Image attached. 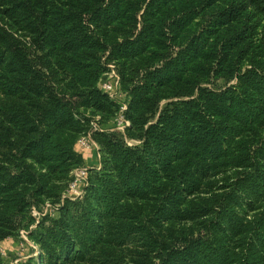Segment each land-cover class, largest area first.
I'll return each mask as SVG.
<instances>
[{
	"label": "trees",
	"instance_id": "1",
	"mask_svg": "<svg viewBox=\"0 0 264 264\" xmlns=\"http://www.w3.org/2000/svg\"><path fill=\"white\" fill-rule=\"evenodd\" d=\"M23 230L19 264H264V0H0V244Z\"/></svg>",
	"mask_w": 264,
	"mask_h": 264
},
{
	"label": "built area",
	"instance_id": "2",
	"mask_svg": "<svg viewBox=\"0 0 264 264\" xmlns=\"http://www.w3.org/2000/svg\"><path fill=\"white\" fill-rule=\"evenodd\" d=\"M110 70L106 73V78L102 82V88L110 94L112 98L117 100L118 102L122 103L121 110L119 114L115 118V129L117 131H120L122 133H126V129L128 126H130V121L127 119L125 112L128 108V101L125 97V93L121 89V84H120V75L118 73V70L114 64L109 65ZM99 119L100 116H96L94 120L92 121V129L88 134H85L80 137L78 140V147L81 149L82 152L87 153V152H94L97 156V158L100 157L99 153V147L97 142L94 140V133L97 130H101L100 124H99ZM130 144H133V141L128 140ZM89 175V167L88 166H83L80 168H77L73 171V179L69 184V187L65 193V197H70V198H77L80 197L84 194V191L81 187L82 184H84ZM59 206V205H58ZM52 205L50 203L46 204L44 207V212L34 210V216H36L38 219L41 218L43 215L47 214L48 211H50L52 208ZM27 236H29V233L26 230L21 231V238L24 240L22 243L24 245H31ZM33 251L35 252L36 255L34 256L37 261L40 260L41 256V251L39 249L38 245L33 246ZM24 260V259H21ZM21 260H17L14 262L15 264H19Z\"/></svg>",
	"mask_w": 264,
	"mask_h": 264
},
{
	"label": "rangeland",
	"instance_id": "3",
	"mask_svg": "<svg viewBox=\"0 0 264 264\" xmlns=\"http://www.w3.org/2000/svg\"><path fill=\"white\" fill-rule=\"evenodd\" d=\"M86 156L87 158L89 156L93 158L94 155L91 152L90 154L86 153ZM93 162H96L95 156H94ZM27 238L31 244L30 245L31 247H29L28 245H24V243L22 242H14L11 239L2 242L0 244V252L4 256V258L7 261L14 260V262H16L17 260L25 259L28 257H32V255H36L32 248L34 245H37V244L34 241H32L29 238V236H27Z\"/></svg>",
	"mask_w": 264,
	"mask_h": 264
},
{
	"label": "crops",
	"instance_id": "4",
	"mask_svg": "<svg viewBox=\"0 0 264 264\" xmlns=\"http://www.w3.org/2000/svg\"><path fill=\"white\" fill-rule=\"evenodd\" d=\"M91 152H88L87 154H90ZM95 153L93 152V155H94ZM93 159H94V156H93V158H91L90 156L87 158V160H88V162L89 163H91V162H93ZM96 159V158H95Z\"/></svg>",
	"mask_w": 264,
	"mask_h": 264
}]
</instances>
